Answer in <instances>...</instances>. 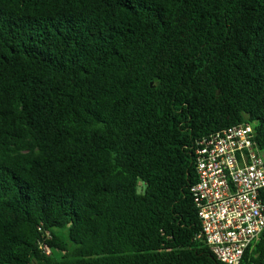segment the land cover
<instances>
[{
  "label": "trees",
  "instance_id": "trees-1",
  "mask_svg": "<svg viewBox=\"0 0 264 264\" xmlns=\"http://www.w3.org/2000/svg\"><path fill=\"white\" fill-rule=\"evenodd\" d=\"M239 124L264 151V0H0V264H221L196 146Z\"/></svg>",
  "mask_w": 264,
  "mask_h": 264
},
{
  "label": "built area",
  "instance_id": "built-area-1",
  "mask_svg": "<svg viewBox=\"0 0 264 264\" xmlns=\"http://www.w3.org/2000/svg\"><path fill=\"white\" fill-rule=\"evenodd\" d=\"M198 182L191 194L205 241L221 264H242L264 232V151L250 124H239L197 143ZM39 249L51 256L50 248Z\"/></svg>",
  "mask_w": 264,
  "mask_h": 264
},
{
  "label": "rangeland",
  "instance_id": "rangeland-1",
  "mask_svg": "<svg viewBox=\"0 0 264 264\" xmlns=\"http://www.w3.org/2000/svg\"><path fill=\"white\" fill-rule=\"evenodd\" d=\"M144 188H145V185H144L142 182H140V183H139V192H140V193H143Z\"/></svg>",
  "mask_w": 264,
  "mask_h": 264
}]
</instances>
